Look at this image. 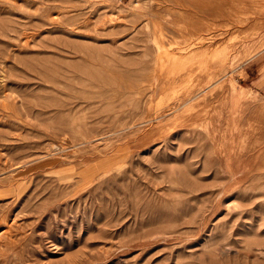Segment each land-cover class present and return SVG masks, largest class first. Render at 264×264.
Returning a JSON list of instances; mask_svg holds the SVG:
<instances>
[{"label": "rangeland", "instance_id": "obj_1", "mask_svg": "<svg viewBox=\"0 0 264 264\" xmlns=\"http://www.w3.org/2000/svg\"><path fill=\"white\" fill-rule=\"evenodd\" d=\"M0 264H264V0H0Z\"/></svg>", "mask_w": 264, "mask_h": 264}, {"label": "bare ground", "instance_id": "obj_2", "mask_svg": "<svg viewBox=\"0 0 264 264\" xmlns=\"http://www.w3.org/2000/svg\"><path fill=\"white\" fill-rule=\"evenodd\" d=\"M11 224H12V223H11ZM9 225H10V223H9ZM9 225H8V226H9Z\"/></svg>", "mask_w": 264, "mask_h": 264}]
</instances>
